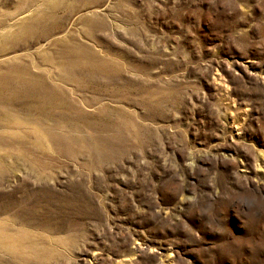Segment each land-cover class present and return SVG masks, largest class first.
Returning a JSON list of instances; mask_svg holds the SVG:
<instances>
[{"label": "rangeland", "instance_id": "rangeland-1", "mask_svg": "<svg viewBox=\"0 0 264 264\" xmlns=\"http://www.w3.org/2000/svg\"><path fill=\"white\" fill-rule=\"evenodd\" d=\"M0 264H264V0H0Z\"/></svg>", "mask_w": 264, "mask_h": 264}, {"label": "clouds", "instance_id": "clouds-1", "mask_svg": "<svg viewBox=\"0 0 264 264\" xmlns=\"http://www.w3.org/2000/svg\"><path fill=\"white\" fill-rule=\"evenodd\" d=\"M244 204H247V205H251L253 203L252 200L250 199H245L244 201H242Z\"/></svg>", "mask_w": 264, "mask_h": 264}]
</instances>
